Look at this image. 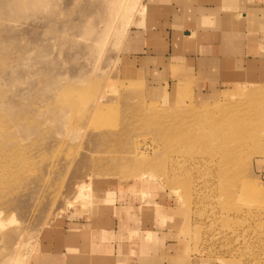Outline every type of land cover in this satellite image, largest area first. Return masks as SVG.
Listing matches in <instances>:
<instances>
[{"label": "rangeland", "instance_id": "374dc122", "mask_svg": "<svg viewBox=\"0 0 264 264\" xmlns=\"http://www.w3.org/2000/svg\"><path fill=\"white\" fill-rule=\"evenodd\" d=\"M148 1L0 0V264L116 204L176 263L264 264V80L208 101L159 80Z\"/></svg>", "mask_w": 264, "mask_h": 264}, {"label": "crops", "instance_id": "0c3cea01", "mask_svg": "<svg viewBox=\"0 0 264 264\" xmlns=\"http://www.w3.org/2000/svg\"><path fill=\"white\" fill-rule=\"evenodd\" d=\"M144 6L149 17L141 57L159 80L188 85L204 101L243 79L264 80V0H149ZM116 205L46 229L28 264H183L175 261L186 258L165 250L155 213Z\"/></svg>", "mask_w": 264, "mask_h": 264}, {"label": "bare ground", "instance_id": "6f19581e", "mask_svg": "<svg viewBox=\"0 0 264 264\" xmlns=\"http://www.w3.org/2000/svg\"><path fill=\"white\" fill-rule=\"evenodd\" d=\"M43 1V0H42ZM18 5H20V3H18ZM243 90H244V88H243Z\"/></svg>", "mask_w": 264, "mask_h": 264}]
</instances>
